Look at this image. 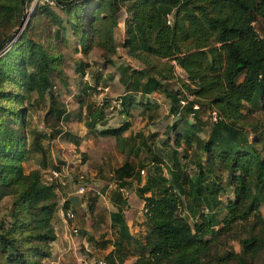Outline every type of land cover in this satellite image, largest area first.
I'll use <instances>...</instances> for the list:
<instances>
[{
  "label": "trees",
  "instance_id": "trees-1",
  "mask_svg": "<svg viewBox=\"0 0 264 264\" xmlns=\"http://www.w3.org/2000/svg\"><path fill=\"white\" fill-rule=\"evenodd\" d=\"M30 2L0 0V33L4 36L0 39V207L8 217H0V264H42L55 239L53 219L59 208L57 184L42 180L39 169L24 172L22 164L28 153L22 130L27 110L24 102L33 94L47 98L43 123L51 130L49 137L60 133V124L68 117V110L53 90L59 55L41 41L47 31L37 12L40 7L42 11L47 8L39 6L30 14V35L25 32L16 40L15 31L6 36L9 30L4 33V25L22 17ZM53 2L65 14L64 20L53 14L60 23L58 29L62 31L64 23L70 24L81 33V51L97 45L103 49L102 57L108 65L116 51L118 12L124 8L127 15L121 47L143 62L137 69L119 65V79L126 89L117 105L129 114L137 95L164 93L170 99V113L177 117L171 125L176 136L169 178L162 172V157L158 155L152 160L153 172L136 189L144 201L146 231L142 238H134L129 232L123 215L125 201L119 190L133 179L140 182L139 170L144 166L138 164L136 168L125 161L113 170L117 188L111 220L117 230L112 242L100 244V249L112 245L104 259L109 264H124L130 256L135 259L128 264H257L260 254L264 258V216L259 209L264 201V124L249 122V117L264 109V37L255 26L260 23L264 29V0ZM152 58L171 63L169 71L177 66L185 73V78H177L179 87L169 89L165 78L170 72L156 75L149 60ZM86 66L80 63L75 70L82 76ZM101 75L94 73L92 85L84 82L81 94L97 90ZM6 85L19 90H8ZM181 98H186L184 105ZM79 99L83 103L84 96ZM98 105H86L90 127L107 121L104 109L108 100ZM202 109L208 112L205 120L200 115ZM213 110L216 121L210 118ZM180 126L183 133L178 131ZM129 127L124 122L98 132L119 140ZM65 137L80 145V139L67 133ZM36 139L33 144L38 146ZM181 142L186 148L196 143L188 162L189 156L179 151ZM38 149L44 152L42 147ZM132 149L133 144L128 152ZM221 170L228 184L223 182ZM225 188L230 189L232 198L222 204L219 194ZM184 197L194 217L192 224L179 213ZM73 200L67 199L63 207L76 206ZM219 206L223 213L218 221L220 211L219 215L215 213ZM235 226L247 228V233L238 238L240 251L211 258L217 236Z\"/></svg>",
  "mask_w": 264,
  "mask_h": 264
},
{
  "label": "rangeland",
  "instance_id": "rangeland-1",
  "mask_svg": "<svg viewBox=\"0 0 264 264\" xmlns=\"http://www.w3.org/2000/svg\"><path fill=\"white\" fill-rule=\"evenodd\" d=\"M42 5L47 9L42 11L40 7L37 12V18L44 23L47 33L41 41L45 45L52 47L59 55L58 66L53 72L54 84L56 85L53 90L68 110V117L62 120L60 124V133L55 137H49L51 130L43 123V114L48 104L47 98H41L33 94L28 101L24 102L27 110L22 130L26 134L25 148L28 149V153L22 163L23 170L28 172L31 169H39L42 180H44V175H48L49 170L56 164L69 162L72 164L70 182L68 181L67 185L63 187H57L58 201L62 197L67 199V192L69 193V191L75 190L78 185L84 184L86 187L84 201L87 204V208L94 206L95 201L100 198L99 204L107 212L111 208L108 200L113 201L112 198L116 196L117 183L113 170L125 161H129L136 168H139L138 164H143V170H139L140 182L133 179L126 187L119 190L120 197L125 201L126 205L124 206L125 215H127L129 223L131 222L132 224L131 231L134 235H139L142 238L146 231L145 217L142 210L143 202L138 197L136 189L144 183L147 175L153 172L154 163H152V160L155 156L161 155L160 166L162 172L169 178L168 172L172 162L170 153L174 148L176 136L171 130V125L174 124L177 118L169 111L170 99L164 93H154L148 96L145 102L143 97L139 98L137 95L134 97L135 103L130 107L129 114L123 111L121 104L117 105L119 99L116 100V98H120L126 89L124 83L120 84L117 81V77L120 76L119 65L124 64L128 68L137 69L143 62L121 47V42L124 38V20L127 15L124 8L118 12L119 22L114 29L116 51L112 57V64L109 65L105 64L102 57L103 49L97 45L93 44L87 51H81V48H83V46L79 45L81 33L73 30L70 24L64 23L66 28L62 31L58 29L60 28V23L53 14L63 20L65 14L54 3L50 4L46 0H32V2L28 3L22 17L14 18L12 24L4 25V33L9 30L5 33V36L7 33L10 34L14 31L13 36L16 40L25 32L30 35L31 28L29 24H32L30 14L34 9ZM255 26L258 29L257 31L264 36V29H262L261 24L256 23ZM2 36L0 33V39L4 37ZM149 60L153 65V70L157 73L156 75L161 76L160 74L170 72L168 78H165L169 82V89L179 87V84L176 83L178 81L177 78H185V73L179 67L175 66L169 71L168 66L171 63L155 60L154 58ZM80 63L88 65L82 76L75 70ZM95 72L102 74L98 83V88L100 89L88 90L82 95L80 91L82 84L84 82L89 84L88 82H91ZM241 79L242 77H239L238 81ZM6 87L8 90H19L14 86L6 85ZM79 96H84L83 103H81ZM106 99L109 105L104 109L105 119L107 120L105 125L98 121L94 126H88L86 105L91 104L94 108ZM5 103L4 101L2 102V104ZM207 113L206 109L201 110L202 120L206 119ZM249 119V122L256 120V122L264 124V109L256 111ZM124 122H128L130 127L122 133L119 140L114 136H104L98 132L101 128L120 127ZM246 123H248V119H246ZM178 131L183 133V128L180 126ZM66 133L70 134L72 138L80 139V146H76L69 137H65ZM37 134H39L38 139H36ZM204 136L205 134L203 133L202 138ZM35 139L38 146L33 144ZM139 142H144L145 144L140 145ZM132 144L133 149L128 152V148ZM39 147H42L44 152H41L38 149ZM195 148V142L192 148H186L181 142L179 151L182 155L186 153L189 156L188 162L192 158L191 153L194 154ZM181 162L186 164V159L181 158ZM188 167L192 170L193 164L189 162ZM222 171H219V174L222 176L223 182L228 184L227 176L226 174L223 175ZM208 175L211 177L213 173ZM98 191L99 193H97ZM148 194L146 193V195ZM231 194L230 189L226 188L223 193L219 194L222 204L228 198H232ZM186 203L187 198L184 197L179 213L192 224L194 217L188 211ZM259 209L264 216V201ZM216 210V215H219L220 211V219L217 218L219 221L221 220L223 208L219 206ZM6 215V211L0 207V217L8 219ZM214 223L219 225L217 221ZM105 232L102 238L99 239L100 241H103V237L110 233L108 230ZM113 233L111 232V236H113ZM246 233L247 228H240L239 226H235L228 232L220 233L212 247L211 258L217 259L231 251L239 252L238 238ZM106 252L107 250L105 249H94L93 253H89L88 259H104ZM263 259L260 254L256 263L262 264ZM131 260L132 258L128 257L124 264L130 263Z\"/></svg>",
  "mask_w": 264,
  "mask_h": 264
},
{
  "label": "crops",
  "instance_id": "crops-1",
  "mask_svg": "<svg viewBox=\"0 0 264 264\" xmlns=\"http://www.w3.org/2000/svg\"><path fill=\"white\" fill-rule=\"evenodd\" d=\"M241 77L243 78V76ZM117 79L120 84L123 83V80L119 79V77H117ZM88 83L91 85L94 84L93 78L91 82ZM153 94L154 93L145 95L143 97L144 101L146 102L148 96ZM139 98H141V96H139ZM116 100H118V98H116ZM97 193H99V191ZM73 198L75 199L73 200L75 203L74 205L77 204L76 206L68 204L67 208H64L63 204L67 201V199L62 197L59 201V208L53 219L55 239L50 245V255L42 260V264H90L92 259H88L89 253H93L94 249L100 248V244L103 241L111 240L112 242L115 238L117 228L113 226L111 220V213L116 211V206L113 201H110V199L108 200V204L111 208L106 212V210L101 208L99 204L100 198H98V201L96 200L97 202L95 201L94 206H90L89 208H87V204L84 201V194ZM141 201L143 202V210L144 201ZM66 210L74 211L76 217L74 219H66L64 213ZM123 215L130 234L134 238L139 239V235H134L131 231L132 224L131 222L129 223V220L126 217L127 215H125L124 207ZM73 228L78 230V234L75 235L71 233V229ZM107 230L110 231L109 235H105L103 237V241H100L99 239L102 238L103 234L106 233L105 231ZM111 232H114L113 236H111ZM111 248L112 245L108 244L105 250L109 252ZM131 258L132 262L135 257Z\"/></svg>",
  "mask_w": 264,
  "mask_h": 264
},
{
  "label": "built area",
  "instance_id": "built-area-1",
  "mask_svg": "<svg viewBox=\"0 0 264 264\" xmlns=\"http://www.w3.org/2000/svg\"><path fill=\"white\" fill-rule=\"evenodd\" d=\"M46 2L53 4V0H46ZM189 99L192 97L190 95H187ZM186 103V98L180 99V104L184 105ZM194 108H197V105L194 106ZM210 118L213 121H216L218 119V116L216 114V111L213 110L210 113ZM71 170H72V164L69 162H63L62 164H56L53 168H51L48 172V175H44V180L47 183H55L57 184V187H63L67 185L68 181L70 182L71 177ZM86 187L84 184L78 185L75 190L67 192V199L76 197V196H82L85 193ZM66 219H74L76 217V214L72 210H66L65 212ZM71 233L78 234V230L76 228L71 229ZM90 264H109L105 259L99 258V259H93Z\"/></svg>",
  "mask_w": 264,
  "mask_h": 264
},
{
  "label": "water",
  "instance_id": "water-1",
  "mask_svg": "<svg viewBox=\"0 0 264 264\" xmlns=\"http://www.w3.org/2000/svg\"><path fill=\"white\" fill-rule=\"evenodd\" d=\"M75 200V199H74Z\"/></svg>",
  "mask_w": 264,
  "mask_h": 264
}]
</instances>
